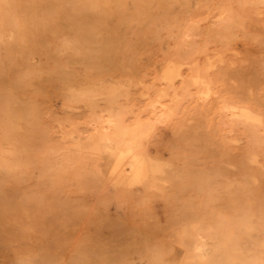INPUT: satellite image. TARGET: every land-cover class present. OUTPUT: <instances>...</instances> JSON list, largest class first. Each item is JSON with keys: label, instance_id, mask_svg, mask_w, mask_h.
I'll list each match as a JSON object with an SVG mask.
<instances>
[{"label": "rangeland", "instance_id": "obj_1", "mask_svg": "<svg viewBox=\"0 0 264 264\" xmlns=\"http://www.w3.org/2000/svg\"><path fill=\"white\" fill-rule=\"evenodd\" d=\"M20 1L0 8V264H149L182 200L197 206L194 220L240 217L249 201L239 186L245 152L264 155V0ZM123 5L140 17L121 21ZM229 14V34L202 35ZM173 64L179 102L160 85ZM192 72L206 82L194 84ZM225 102L259 112L258 136ZM109 115L142 129L136 143L171 159L178 174L188 161L208 171L211 200L182 187L174 204L141 184L115 183L131 157L118 166L116 144L97 140L114 135L94 129ZM258 177L249 187L262 186L264 208V167Z\"/></svg>", "mask_w": 264, "mask_h": 264}, {"label": "bare ground", "instance_id": "obj_2", "mask_svg": "<svg viewBox=\"0 0 264 264\" xmlns=\"http://www.w3.org/2000/svg\"><path fill=\"white\" fill-rule=\"evenodd\" d=\"M21 3L20 0H0V8ZM90 3L93 4L94 0H91ZM117 9L119 12L116 15L121 21L128 17L139 18L141 15L138 9L133 10L130 14L126 13L125 10L128 9L124 5ZM235 24L236 15L232 14L227 15L224 19L210 20L209 27L205 31L202 30V35L205 33L208 37L213 38L215 35L229 34L228 32ZM194 33L193 31L187 35ZM202 51L204 50L202 49ZM208 66H215V62H210ZM180 74L181 72L178 74L177 65H167L161 78L163 82H160L165 91L171 92L174 102H179L182 95L179 88L174 89V80ZM204 75L207 76L206 72ZM188 77L196 85L206 82L201 74L192 72ZM200 89L203 88L200 87ZM201 92L203 99H207V96L211 94L209 89L201 90ZM251 107V105H240L236 102H225L222 105L227 115L233 120L245 124L248 131L258 136L256 132L259 129L254 128L263 124V118ZM169 112L170 108L165 107L159 115L165 119ZM107 121L108 125H96L94 129L102 128L99 131H104V128H109L114 135L105 131L98 135L97 140L103 143L108 140L109 143L116 144V155L119 156L118 166L127 155L131 157L129 175H125L120 168L121 171H117V167L115 183L127 187L141 184L144 193L161 195L166 197L169 203L174 204L181 200L180 190L182 187H186L187 190L192 187L196 193L205 196L207 201L211 200L214 190L207 180L208 171L196 172L191 169L194 168V165L188 161L185 174L180 175L171 159L158 154L152 155L136 143L142 129H134L130 132L111 115ZM122 145H125V149H122ZM243 164L245 177L240 179L239 186L246 188L249 192V201L241 210L240 217L226 218L221 221V218L211 219L209 216H204L201 220H194L189 214L190 211L196 210L197 206L190 205L188 200H182L183 211L177 215L173 222H170L168 227L166 236L169 241L151 244V252L148 255L149 264H264V250L259 249V246H264V208H259L258 205L262 186L249 187L256 184L259 180L258 176L262 174L263 152L248 150L245 152ZM220 173L219 170H216L218 177L221 176ZM200 204V206H205V201L201 200ZM254 236H257L253 240L254 243H250L249 240ZM176 249L183 254L179 259L175 252ZM167 260L171 262H167Z\"/></svg>", "mask_w": 264, "mask_h": 264}]
</instances>
